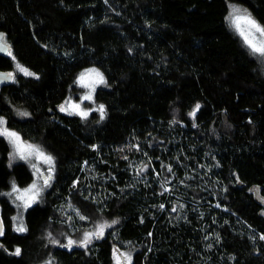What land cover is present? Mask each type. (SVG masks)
<instances>
[{
  "label": "trees",
  "instance_id": "1",
  "mask_svg": "<svg viewBox=\"0 0 264 264\" xmlns=\"http://www.w3.org/2000/svg\"><path fill=\"white\" fill-rule=\"evenodd\" d=\"M231 3L264 25V0H0V31L39 77L0 87V117L55 160L16 232L4 193L33 175L0 137V264H264V61ZM14 63L0 55L1 71ZM91 68L107 83L88 117L61 112ZM113 220L87 248L61 247Z\"/></svg>",
  "mask_w": 264,
  "mask_h": 264
},
{
  "label": "snow or ice",
  "instance_id": "2",
  "mask_svg": "<svg viewBox=\"0 0 264 264\" xmlns=\"http://www.w3.org/2000/svg\"><path fill=\"white\" fill-rule=\"evenodd\" d=\"M226 20L229 22L230 26L243 38L245 45L250 49L252 55L264 57V25L260 24L255 18H253L246 9H241L240 7H237L235 5H232L230 7V13L228 17H226ZM5 35L6 34L4 33H0V53H5L8 57H11V59L15 62V71L0 72V84H3L7 81L14 82L18 73L23 74L24 76L36 77L38 79L39 77H37L34 72L30 71L28 68H26L16 60V57L13 55V52L11 50V46L5 40ZM92 74H94L95 76V79L92 81V83H84L85 79ZM78 81L80 82L82 87L91 88V92L83 97L84 100L89 101L93 100L92 93L95 91V85H106L107 83L103 76V73L95 68L87 69L85 70V72H82L78 77ZM65 105H68L69 108L74 110L75 114H78L83 118H87L89 115V111L82 110L80 108V104L72 103L70 100H66L65 104L59 106L60 111L63 112L67 110ZM199 108L200 105L197 104L194 110L189 113V115L195 118L196 112L199 110ZM93 111H98L101 114V119L104 118V105H99V107L97 109H93ZM69 114H73V112H70ZM19 115L22 117H26L29 115V113L20 112ZM173 123H175V121H173ZM7 125V120H5L3 117H0V137L6 138L11 144L13 148L12 159L14 160L16 158H19L20 160L32 161L34 158L35 160H40L48 165V168L46 169L48 173L54 172V158L51 155L47 154L40 146L25 142L17 132L11 130ZM9 166H11V162ZM31 166L36 169L37 173H40V175L43 176V173L40 171L36 163L33 162ZM169 171H171L170 168ZM51 179V175L44 176L43 186H50L49 182ZM42 190L43 187L36 181H34L28 188H25L23 190L18 188L16 184L13 183L11 192L4 193V195L12 197L13 194H16L15 200L22 201V204L18 205V207L26 210L28 207H31V204L33 202L36 201V199L40 196ZM29 193L31 195H28ZM173 211H175V209H173ZM77 214L79 215V213ZM17 219L18 217H12L13 221H16ZM80 219L84 220L87 219V217L80 215ZM117 223L118 221L116 220H113L111 224L107 222L99 223L95 226V229L93 231L84 232L82 238L79 241L68 238L67 243L61 245V247L71 248L73 245H78L80 247L87 248L88 245L92 242L93 238H102L105 229L110 228ZM14 231H27V228L23 224L22 220L14 228ZM4 234V221L3 219H0V237H3ZM49 237L51 238V233H49ZM260 239L264 240V236H261ZM52 242L57 244L59 243L58 240H53ZM0 247H2V245H0ZM12 254L19 256L21 254V250L19 248H16ZM125 259L128 261V264H131V256L125 255ZM47 264H51V261H48Z\"/></svg>",
  "mask_w": 264,
  "mask_h": 264
},
{
  "label": "rangeland",
  "instance_id": "3",
  "mask_svg": "<svg viewBox=\"0 0 264 264\" xmlns=\"http://www.w3.org/2000/svg\"><path fill=\"white\" fill-rule=\"evenodd\" d=\"M232 5H235V6H237V7H240L241 9H244L243 7H241L240 5H238V4H234V3H231L230 4V7L232 6ZM248 12V11H247ZM230 13V12H229ZM248 13H250V12H248ZM251 14V13H250ZM251 16L253 17V18H255L252 14H251ZM256 19V18H255ZM257 20V19H256ZM232 28V27H231ZM232 30L234 31V33L242 40V42H243V44L245 45V43H244V41H243V38L232 28ZM246 46V45H245ZM247 47V46H246ZM248 48V47H247ZM249 49V48H248ZM259 57V56H258ZM259 59L260 60H262V61H264V57H259ZM95 69H97V68H95ZM99 70V69H98ZM101 73H103L101 70H99ZM85 72V71H84ZM103 76H104V78H105V80H106V76L104 75V73H103ZM95 79V76H94V74H92V75H90L89 77H87L86 79H85V81H84V83H86V84H91L92 83V81ZM103 84H97V85H95V91L92 93V95H93V100L92 101H89V100H84L83 99V97L85 96V95H87V94H89V92H91V88L90 87H82L81 86V84H80V82L79 81H77V87H78V89H80L79 91H81L82 93L80 94V92H79V94H77V95H74V94H72V95H69L68 97H67V99L66 100H70L72 103H78V104H80V108L82 109V110H85V111H89V113L91 112V106H90V104H92V102H94L95 101V92H96V90L99 88V87H101ZM77 93H78V91H76ZM65 100V101H66ZM65 101L62 103V104H60V105H63V104H65ZM59 105V106H60ZM65 107H66V111H63V113H67V114H69L70 112H73V114H71V115H78V114H75L74 113V110L73 109H71V108H69L68 107V105H65ZM59 110H60V107H59ZM62 112V111H61ZM80 116V115H79ZM12 130V129H11ZM14 131V130H13ZM15 132H17V131H15ZM20 136H21V134L19 133V132H17ZM22 137V136H21ZM6 139V138H5ZM22 139H23V137H22ZM7 140V139H6ZM24 140V139H23ZM8 141V140H7ZM25 141V140H24ZM26 142V141H25ZM9 143V142H8ZM28 143V142H27ZM10 144V143H9ZM34 145H38V144H34ZM38 146H40V145H38ZM41 147V146H40ZM42 149H43V147H41ZM44 150V149H43ZM45 151V150H44ZM46 152V151H45ZM12 153H13V148H12V146H11V144H10V160H9V164H10V162H11V166H13L14 164H16V163H25V164H27L28 166H29V168H30V171H31V173H32V175H33V181L31 182V184L34 182V181H36L39 185H41L42 187H43V190H42V192H41V194H40V196L36 199V201L35 202H33L32 204H31V207L32 206H34V205H36L37 203H40L41 202V199H42V196L45 194V192L46 191H48L49 190V188H50V186H43V177L44 176H48V175H51L52 176V179L50 180V182H49V184L51 185V181L53 180V173L54 172H52V173H48L47 171H46V169L48 168V165L47 164H45V163H43L42 161H40V160H35L34 158H33V160L32 161H25V160H20L19 158H16V159H12ZM47 153V152H46ZM48 154V153H47ZM36 163L37 164V166L39 167V169H40V171L43 173V174H45V175H43V176H41L40 175V173H37V171H36V169H34L31 165H32V163ZM45 171H46V173H45ZM13 183H15L16 184V186L18 187V188H20L21 190H23V189H25V188H28L31 184H29V185H27V186H25V187H22V186H20V185H18L15 181H13ZM11 190H12V188L10 189V190H8V191H6L5 193H8V192H11ZM15 195L16 194H13V196L12 197H9L10 198V200H11V202L15 205V207L17 208V213H16V215H15V217H18V219L15 221V225L17 226L19 223H20V221L22 220V222H23V224H24V220H25V217H26V213H27V211H28V209L29 208H31V207H28L26 210H24L23 208H20V207H18V205H20V204H22V201H19V200H15ZM28 195H31L30 193L28 194ZM5 196H7V195H5ZM1 208V207H0ZM22 214V215H21ZM95 226L96 225H93L92 226V229H90L89 230V232H91V231H93L94 229H95ZM108 229L109 228H106L105 229V231H104V235L106 234V232L108 231ZM88 232V231H87ZM103 235V236H104ZM45 236L47 237V238H49V240H50V242H51V244L52 245H55V243H53L52 241L53 240H55V234H52L51 233V238L49 237V233L48 232H46V234H45ZM82 236H83V234L81 235V238H82ZM80 238V239H81ZM80 239H77V241L78 240H80ZM116 262H117V264H118V261H119V264H128V261L125 259V256L123 255V254H119L116 258Z\"/></svg>",
  "mask_w": 264,
  "mask_h": 264
},
{
  "label": "water",
  "instance_id": "4",
  "mask_svg": "<svg viewBox=\"0 0 264 264\" xmlns=\"http://www.w3.org/2000/svg\"><path fill=\"white\" fill-rule=\"evenodd\" d=\"M0 33H4V32H3V31H0ZM0 55H6V54H5V53H0ZM0 72H8V71H1V70H0ZM11 82H12V81H7V82H5V83H3V84H0V87L3 86V85H5V84H9V83H11ZM0 219H3L1 212H0ZM3 221H4V219H3ZM4 230H5V222H4Z\"/></svg>",
  "mask_w": 264,
  "mask_h": 264
}]
</instances>
